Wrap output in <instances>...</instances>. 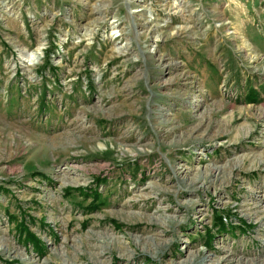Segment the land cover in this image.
Wrapping results in <instances>:
<instances>
[{
  "label": "rangeland",
  "instance_id": "obj_1",
  "mask_svg": "<svg viewBox=\"0 0 264 264\" xmlns=\"http://www.w3.org/2000/svg\"><path fill=\"white\" fill-rule=\"evenodd\" d=\"M0 264H264V0H0Z\"/></svg>",
  "mask_w": 264,
  "mask_h": 264
},
{
  "label": "trees",
  "instance_id": "obj_2",
  "mask_svg": "<svg viewBox=\"0 0 264 264\" xmlns=\"http://www.w3.org/2000/svg\"><path fill=\"white\" fill-rule=\"evenodd\" d=\"M221 225L223 224V223H220Z\"/></svg>",
  "mask_w": 264,
  "mask_h": 264
}]
</instances>
